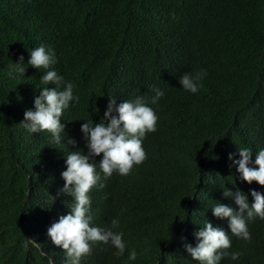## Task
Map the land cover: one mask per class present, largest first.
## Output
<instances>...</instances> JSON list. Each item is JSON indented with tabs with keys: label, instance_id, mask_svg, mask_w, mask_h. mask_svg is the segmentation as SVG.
I'll return each instance as SVG.
<instances>
[{
	"label": "trees",
	"instance_id": "1",
	"mask_svg": "<svg viewBox=\"0 0 264 264\" xmlns=\"http://www.w3.org/2000/svg\"><path fill=\"white\" fill-rule=\"evenodd\" d=\"M41 44L55 51L51 67L79 94L61 120L76 141L83 120L99 122L108 96L119 104L137 95L150 101L152 86L165 92L150 104L157 131L132 184L115 179L103 188L106 207L95 223L119 218L114 230L128 244L106 264H198L184 244L198 224L219 219L216 202L234 204L223 188L235 191L234 183L250 204V189L264 192L241 181L228 159L242 146L264 148V0H0V264H45L35 249L25 250L24 237L65 262L47 236V217L58 210L57 198L46 208L49 195L62 187L48 147L54 143L46 131L29 135L19 124L45 86V70L7 75ZM200 69L207 75L199 91L183 90L178 78ZM247 223L251 240L230 249L244 254L223 264H264V220ZM221 227L228 230L227 221ZM133 248L137 259L128 261Z\"/></svg>",
	"mask_w": 264,
	"mask_h": 264
},
{
	"label": "clouds",
	"instance_id": "2",
	"mask_svg": "<svg viewBox=\"0 0 264 264\" xmlns=\"http://www.w3.org/2000/svg\"><path fill=\"white\" fill-rule=\"evenodd\" d=\"M28 51V60L20 55L12 62L7 73L11 79L24 77L31 66L45 70L40 79L44 87L33 98V107L24 112L19 123L29 135L47 132L50 134V147L55 151V161L60 168L59 184L62 185L56 197L49 195L50 204L57 198L58 210L51 213L47 220V236L57 249L64 264H106L111 255L119 258L128 249L125 233L117 231L119 218H114L110 226L101 227L95 223L106 207L103 188L115 179H123L128 184L130 173L146 161L149 152L150 134L157 131L159 119L150 104H157L165 95L164 90L152 86L154 95L148 101L137 95L133 99L116 103V97L108 96V102L99 122L91 118L80 125L81 136L78 141L67 136L65 124L61 123L65 110L78 104L80 97L75 93L76 86L52 68L56 60L55 51L41 44ZM207 72L204 69L185 72L179 78L182 89L197 93L203 86ZM52 84L49 88L47 85ZM94 112L99 110L93 107ZM67 144L68 148H64ZM238 155V159L234 157ZM254 156V159H253ZM230 167H235L241 181L251 184L255 181L264 186V148L253 152L250 147L242 146L229 153ZM233 182V181H232ZM235 191L223 188L222 196L231 198L234 204L216 202L212 215L226 220H204L197 225L198 231L184 244L189 259L198 264H223L231 259L238 260L244 253L230 251L234 242L250 241L252 236L248 221L255 218L264 220V192L250 189L252 203L248 195L237 188ZM227 221V229L222 228ZM24 248L35 249L45 264H56L54 255L44 250L34 238L24 237ZM138 252L135 248L128 251L127 260L135 261Z\"/></svg>",
	"mask_w": 264,
	"mask_h": 264
}]
</instances>
